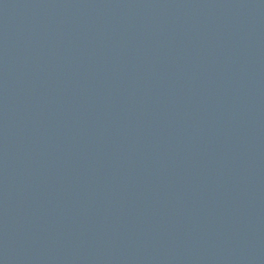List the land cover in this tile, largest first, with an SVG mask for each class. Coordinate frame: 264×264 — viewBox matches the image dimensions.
Returning <instances> with one entry per match:
<instances>
[{
  "label": "water",
  "instance_id": "95a60500",
  "mask_svg": "<svg viewBox=\"0 0 264 264\" xmlns=\"http://www.w3.org/2000/svg\"><path fill=\"white\" fill-rule=\"evenodd\" d=\"M0 264H264V0H0Z\"/></svg>",
  "mask_w": 264,
  "mask_h": 264
}]
</instances>
